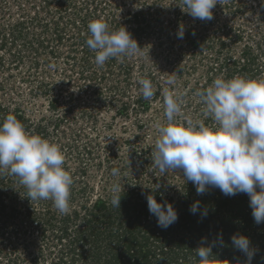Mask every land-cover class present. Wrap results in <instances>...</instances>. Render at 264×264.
<instances>
[{
    "label": "rangeland",
    "instance_id": "374dc122",
    "mask_svg": "<svg viewBox=\"0 0 264 264\" xmlns=\"http://www.w3.org/2000/svg\"><path fill=\"white\" fill-rule=\"evenodd\" d=\"M182 7L181 0H0V122L14 114L27 132L58 145L73 179L70 210L61 214L0 172V264H200L195 249L202 244L214 264V229L228 212L216 211V200L233 195L216 187L198 194L182 170L161 173L152 161L157 125L167 123L165 94L181 104L175 122L211 126L198 92L218 77L264 79V0H218L213 19L203 21ZM93 19L110 30L125 27L140 49L96 65L86 44ZM140 79L151 82L150 99ZM114 190L119 207L111 204ZM148 195L170 202L176 222L159 229ZM204 208H211L206 217ZM250 228V264H264L263 224Z\"/></svg>",
    "mask_w": 264,
    "mask_h": 264
},
{
    "label": "clouds",
    "instance_id": "9594fccd",
    "mask_svg": "<svg viewBox=\"0 0 264 264\" xmlns=\"http://www.w3.org/2000/svg\"><path fill=\"white\" fill-rule=\"evenodd\" d=\"M218 0H181L182 10L194 19H213L212 9ZM90 33L86 44L95 53L94 62L104 66L110 58L135 54L140 47L125 27L110 30L103 19L88 23ZM177 36L183 39L180 26ZM172 81H169L171 83ZM141 94L150 99L154 92L147 79H140ZM203 103V120L175 122L181 113V104L172 94H165L164 114L167 123L157 125L159 137L152 154L153 163L161 173L168 169L182 170L184 180L191 181L198 194L216 187L225 195L246 193L250 197L252 216L257 224L264 222V79L218 77L206 89L197 93ZM65 156L58 145L38 134L27 132L14 114L0 122V172L7 170L17 176L27 189L31 200H51L61 213L70 210V189L73 179L64 167ZM113 169L112 174L118 175ZM259 189V190H257ZM120 196L115 193L111 204L119 207ZM149 212L157 218L161 228H167L178 219L174 207L163 205L153 195L146 197ZM190 212H200L199 202L190 206ZM207 215V211L201 213ZM233 245L249 260L253 250L243 234L232 237ZM200 264H207L211 247L202 244L196 249Z\"/></svg>",
    "mask_w": 264,
    "mask_h": 264
},
{
    "label": "trees",
    "instance_id": "16d2710c",
    "mask_svg": "<svg viewBox=\"0 0 264 264\" xmlns=\"http://www.w3.org/2000/svg\"><path fill=\"white\" fill-rule=\"evenodd\" d=\"M244 194L245 193H237L236 195L232 196L231 200H228L227 198H225L226 196L222 195V197L220 199L216 200L217 201V204L215 206L216 211H219L221 213L224 209H227L228 212H227V214H225V215L223 214L219 218L218 225H216L217 228L214 229L217 231V233L215 234L216 237L214 238L216 241L215 245L216 244L218 245V247H215L214 251H213L214 252V261H213L214 264H227V259H229L228 256H231L232 251H236V254H237L235 256L236 262L234 264H236V263L242 264L243 260L246 258V255L243 252H241L240 250H238L236 247L229 246V245L226 246L227 243L232 242L233 235H236V234L246 235V231L247 232L249 231V228L252 226V224L253 225L256 224V222L252 216V209L249 210L246 208L247 206H244V203L246 200V198L244 197ZM137 201L138 200L136 199V202ZM135 208L136 209L138 208V205H136V203H135ZM203 211H205V208L202 209V212ZM210 211H211V208L208 209L207 213H209ZM203 217H206V216H203ZM262 224H263V228L261 230L262 237L259 240L260 242H264V222H262ZM158 228L162 229L160 226H158ZM164 229L165 228H163L162 230H164ZM154 233H155V231H154ZM62 234H63V232L61 233V235ZM247 235L249 237V235H251V234L249 233ZM128 236H129V233H128ZM128 236L126 233V237H128ZM133 241H135L134 237H133ZM176 241L178 243V247H179V244L182 245V243H183L182 238H178V240H176ZM184 241H186V244H187V242H189L188 239H184ZM254 242L255 241H252V239H251L250 240V246H251V243H252V246H255L256 244ZM221 245L224 246V249L222 252L219 251ZM137 252H138L139 256L143 257L144 259H146L148 256V252L145 251V249L144 250L138 249ZM218 252L222 255L218 254ZM223 256L224 257L227 256V257L223 258ZM128 264H130V263H128Z\"/></svg>",
    "mask_w": 264,
    "mask_h": 264
}]
</instances>
